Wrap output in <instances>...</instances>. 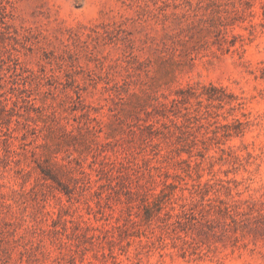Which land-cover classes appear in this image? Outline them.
<instances>
[{"label": "rangeland", "instance_id": "374dc122", "mask_svg": "<svg viewBox=\"0 0 264 264\" xmlns=\"http://www.w3.org/2000/svg\"><path fill=\"white\" fill-rule=\"evenodd\" d=\"M0 264H264V0H0Z\"/></svg>", "mask_w": 264, "mask_h": 264}]
</instances>
